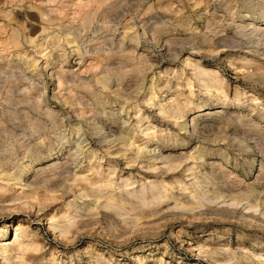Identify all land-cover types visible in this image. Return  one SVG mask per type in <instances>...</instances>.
<instances>
[{
	"label": "rangeland",
	"instance_id": "1",
	"mask_svg": "<svg viewBox=\"0 0 264 264\" xmlns=\"http://www.w3.org/2000/svg\"><path fill=\"white\" fill-rule=\"evenodd\" d=\"M0 264H264V0H0Z\"/></svg>",
	"mask_w": 264,
	"mask_h": 264
},
{
	"label": "bare ground",
	"instance_id": "2",
	"mask_svg": "<svg viewBox=\"0 0 264 264\" xmlns=\"http://www.w3.org/2000/svg\"><path fill=\"white\" fill-rule=\"evenodd\" d=\"M208 113V112H207ZM211 113V112H210ZM148 149V148H147ZM146 150V149H145ZM149 152L150 153H153V156H155V150H154V148H151V149H149ZM148 152V153H149ZM149 157V156H148ZM160 160V159H159ZM108 198V197H107ZM114 204V203H113Z\"/></svg>",
	"mask_w": 264,
	"mask_h": 264
}]
</instances>
